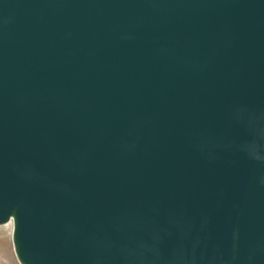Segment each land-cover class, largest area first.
I'll list each match as a JSON object with an SVG mask.
<instances>
[{"label":"water","instance_id":"water-1","mask_svg":"<svg viewBox=\"0 0 264 264\" xmlns=\"http://www.w3.org/2000/svg\"><path fill=\"white\" fill-rule=\"evenodd\" d=\"M20 264H264V0H0V226Z\"/></svg>","mask_w":264,"mask_h":264},{"label":"rangeland","instance_id":"rangeland-1","mask_svg":"<svg viewBox=\"0 0 264 264\" xmlns=\"http://www.w3.org/2000/svg\"><path fill=\"white\" fill-rule=\"evenodd\" d=\"M8 224L0 226V264H20L12 241L13 223L12 225Z\"/></svg>","mask_w":264,"mask_h":264},{"label":"bare ground","instance_id":"bare-ground-1","mask_svg":"<svg viewBox=\"0 0 264 264\" xmlns=\"http://www.w3.org/2000/svg\"><path fill=\"white\" fill-rule=\"evenodd\" d=\"M8 225H12V222H10ZM0 257H1V255H0ZM5 259V258H4ZM7 259V258H6ZM9 259V258H8Z\"/></svg>","mask_w":264,"mask_h":264}]
</instances>
